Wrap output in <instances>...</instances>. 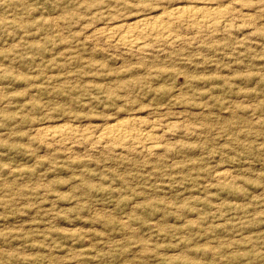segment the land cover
Returning a JSON list of instances; mask_svg holds the SVG:
<instances>
[{"label":"rangeland","instance_id":"rangeland-1","mask_svg":"<svg viewBox=\"0 0 264 264\" xmlns=\"http://www.w3.org/2000/svg\"><path fill=\"white\" fill-rule=\"evenodd\" d=\"M177 5L231 16L107 37ZM128 118L157 150L95 141ZM0 264H264V0H0Z\"/></svg>","mask_w":264,"mask_h":264},{"label":"bare ground","instance_id":"bare-ground-1","mask_svg":"<svg viewBox=\"0 0 264 264\" xmlns=\"http://www.w3.org/2000/svg\"><path fill=\"white\" fill-rule=\"evenodd\" d=\"M229 15L230 13L226 8H207V7H199L195 5H177L171 10L164 11L163 13L156 16L148 14L137 19L133 23L120 24V25L118 24L112 26V28L109 27L110 29L108 30L109 31L108 35L106 33L105 34L107 35L108 38H111L114 41L113 43H116L121 47L123 46L128 51L130 50L136 53L144 54V52L148 50L147 48L148 42L154 44L155 43L161 44V46L163 44H166L165 46H167V44L173 45L175 43H178L181 38L179 39V37L176 34H174L173 31L174 27H184L189 31L190 30L193 31L198 36L207 35L213 32L215 33V31L217 32V30L220 27L222 28L223 26L221 24H223L224 22H228L226 21V19ZM224 26L226 28L225 30L227 31L226 26H228V24H224ZM100 33L101 32H99V36ZM107 40L109 42V39ZM142 40H145L147 43L142 42ZM118 45H116V47ZM143 124L144 122L142 123V125ZM142 125L140 119L138 118H132V119L128 118V119L118 120L113 124L105 126L102 129V131H100L101 133L95 136V141L99 143V145L105 144L106 147L107 144L109 143L113 145L116 144L118 146H121L122 148H127V149L130 148L133 150L135 149V151H139V153L140 152L149 153L150 151H154L155 149L157 150V148H159L157 142L159 141L158 139H160L161 136L156 135V132L154 131V129H156L155 128L156 126L153 125L152 123V126L150 127L151 129L149 130L147 129L149 127H147L146 128L147 130H145L143 129L144 127ZM150 125L148 124L147 126ZM140 126H142L143 128L139 129ZM37 131L39 136H41L40 137L41 139L44 140L46 139L49 141L51 139L52 141L53 140L63 141V139H66V137L70 138L69 134L71 133L72 129L71 127L70 129L68 127L67 128L55 127L54 129L51 128L49 129L48 127H45V128H40ZM86 134H88V132H86ZM86 134L85 133L81 134L82 138H85V141L88 140L89 137H91L90 135L88 137V135ZM162 135H163V131H162ZM64 141L67 142V139ZM219 174L220 175L218 177L222 179L226 178V174L224 172Z\"/></svg>","mask_w":264,"mask_h":264}]
</instances>
